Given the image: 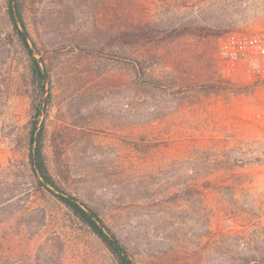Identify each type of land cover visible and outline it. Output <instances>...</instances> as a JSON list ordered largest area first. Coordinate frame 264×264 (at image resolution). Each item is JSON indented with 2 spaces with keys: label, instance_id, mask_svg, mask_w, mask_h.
<instances>
[{
  "label": "rangeland",
  "instance_id": "rangeland-1",
  "mask_svg": "<svg viewBox=\"0 0 264 264\" xmlns=\"http://www.w3.org/2000/svg\"><path fill=\"white\" fill-rule=\"evenodd\" d=\"M171 1L23 0L30 43L50 73L39 120L44 156L58 183L129 243L136 264H168L173 252L220 264L223 199L258 213L264 226V83L254 78L257 57L244 58L238 43L251 39L263 54L264 0H244L221 35L156 48L158 80L148 79L139 96L133 51L121 56L108 33L132 21L182 18L187 10L171 9ZM8 2L0 0V190L10 201L0 221L36 264H114L33 172L31 121L40 93ZM192 171H238L245 190L233 195L217 186L187 199L178 177ZM245 234L251 238L252 229ZM225 247L235 255L226 264L261 249Z\"/></svg>",
  "mask_w": 264,
  "mask_h": 264
},
{
  "label": "trees",
  "instance_id": "trees-1",
  "mask_svg": "<svg viewBox=\"0 0 264 264\" xmlns=\"http://www.w3.org/2000/svg\"><path fill=\"white\" fill-rule=\"evenodd\" d=\"M23 0H9L8 13L13 28L21 42L24 51L29 57L32 77L36 89L39 90L40 98L33 102V119L31 121L30 145H31V165L34 174L38 177L42 187L55 196L66 209L69 210L73 218L90 232L113 257L114 264H136L131 254L128 252L127 241H123L112 228H110L100 217L96 209H92L67 190L55 179L50 172L44 156V141L46 138L45 125H40V117L46 113L48 101L43 99L46 86L50 83V73L44 60L36 57L39 52L36 45H31L24 16ZM181 2V3H178ZM244 0H172L171 9L178 11L179 7L187 10L182 13V18L169 20L165 23L132 21L128 28H120L108 33L111 46L117 47L121 56H126L128 51H133L135 70H137L138 80L136 82L139 96H143L149 86L150 80H158L151 69L154 61L159 60L156 48L169 43H174L185 39H211L222 32L229 31L233 24L228 17L236 16L235 10L241 8ZM221 23V25H220ZM223 24V25H222ZM231 33V32H230ZM234 33V32H232ZM104 51V49H101ZM179 86V85H178ZM182 87H179V90ZM193 88L191 89L194 92ZM163 90V86L161 88ZM166 93V92H165ZM195 173V174H194ZM217 173V176H214ZM179 185L183 188V193L187 199L196 200L202 195L203 189L217 187L227 189L233 195L235 192L245 190V183L238 171H206L192 175H182L178 177ZM137 194V193H136ZM155 195L154 200L157 199ZM5 198V193L0 190V214L9 203ZM184 202L185 200H181ZM233 201L236 202L235 199ZM232 201V202H233ZM226 199L221 204L219 216V226H221V251H219L220 264H226L235 259V255L226 249L228 241H233L238 247L240 245L250 246L255 243L254 252L241 254L238 257L239 264H264V226L258 213L249 216L244 209L235 204V209H231ZM231 222H239L243 231L232 230ZM6 224V223H5ZM223 225V226H222ZM0 221V264H36L30 254L23 250V240L12 237L9 230ZM252 229L251 238H245L248 229ZM244 234V235H243ZM245 238V239H244ZM127 242V243H126ZM22 249V250H21ZM182 253V255H181ZM168 264H195L188 252H173L167 257Z\"/></svg>",
  "mask_w": 264,
  "mask_h": 264
},
{
  "label": "built area",
  "instance_id": "built-area-1",
  "mask_svg": "<svg viewBox=\"0 0 264 264\" xmlns=\"http://www.w3.org/2000/svg\"><path fill=\"white\" fill-rule=\"evenodd\" d=\"M238 43L243 44V46L240 49V53L242 56L246 59H252L257 57L258 62L256 63V72H255V80L264 83V50L263 54L256 55L255 51L251 48V39H240L238 40ZM263 158H264V148H263Z\"/></svg>",
  "mask_w": 264,
  "mask_h": 264
}]
</instances>
